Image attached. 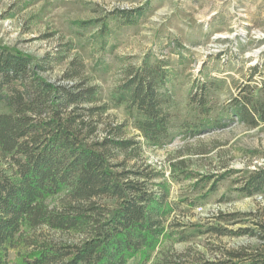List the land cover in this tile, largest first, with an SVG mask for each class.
Segmentation results:
<instances>
[{
  "label": "rangeland",
  "instance_id": "rangeland-1",
  "mask_svg": "<svg viewBox=\"0 0 264 264\" xmlns=\"http://www.w3.org/2000/svg\"><path fill=\"white\" fill-rule=\"evenodd\" d=\"M137 8L147 13L133 25L111 16ZM104 20L110 31L101 36ZM0 46L34 58L50 55L45 77L64 83L85 78L100 88L104 102L144 63L165 72L160 92L175 126L167 138L146 143L125 107L112 105L94 136L102 141L122 126L111 136L139 144L110 148L117 170L158 173L152 182L169 187L174 213L166 227L174 235L150 264H222L264 244L252 235L214 232L249 228L264 237V192L241 191L249 178L264 175V123L252 127L228 116L232 99L264 101V0H0ZM73 62L76 78L63 80ZM201 100L207 111L199 108ZM214 120L220 125L194 128ZM43 231L58 243L83 238ZM15 259L13 251L12 264Z\"/></svg>",
  "mask_w": 264,
  "mask_h": 264
},
{
  "label": "trees",
  "instance_id": "trees-1",
  "mask_svg": "<svg viewBox=\"0 0 264 264\" xmlns=\"http://www.w3.org/2000/svg\"><path fill=\"white\" fill-rule=\"evenodd\" d=\"M146 13L137 8L111 16L133 25ZM100 31L101 36L109 33L106 20ZM52 60L0 46V264H12L13 251V264H150L163 240L174 235L166 227L174 213L169 187L152 182L161 177L158 173L117 170L120 164L112 163L110 148L139 144L111 136L122 126L102 141L94 136L112 105L125 107L145 142L159 145L175 127L160 92L166 74L144 63L104 102L100 88L85 78L64 83L45 77ZM77 65L71 64L63 80L76 78ZM244 99L230 101L228 116L252 127L264 123V101ZM199 108L209 109L205 100ZM218 122L201 121L194 128ZM263 188L261 174L249 178L241 191L253 196ZM44 228L83 238L78 244L58 243ZM214 232L264 241L261 232L249 228ZM222 264H264V244L252 253H233Z\"/></svg>",
  "mask_w": 264,
  "mask_h": 264
},
{
  "label": "built area",
  "instance_id": "built-area-1",
  "mask_svg": "<svg viewBox=\"0 0 264 264\" xmlns=\"http://www.w3.org/2000/svg\"><path fill=\"white\" fill-rule=\"evenodd\" d=\"M214 207V209H220V210H223V208L222 207H220V208H218V206H213Z\"/></svg>",
  "mask_w": 264,
  "mask_h": 264
}]
</instances>
